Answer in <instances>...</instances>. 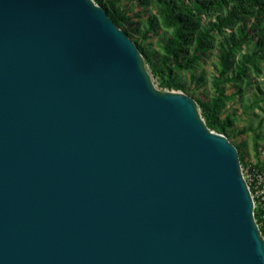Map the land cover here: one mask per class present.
<instances>
[{
	"label": "water",
	"instance_id": "1",
	"mask_svg": "<svg viewBox=\"0 0 264 264\" xmlns=\"http://www.w3.org/2000/svg\"><path fill=\"white\" fill-rule=\"evenodd\" d=\"M0 264H264L238 148L94 0H0Z\"/></svg>",
	"mask_w": 264,
	"mask_h": 264
},
{
	"label": "trees",
	"instance_id": "2",
	"mask_svg": "<svg viewBox=\"0 0 264 264\" xmlns=\"http://www.w3.org/2000/svg\"><path fill=\"white\" fill-rule=\"evenodd\" d=\"M103 6L121 29L129 19L113 0H94ZM139 5H155L157 15L148 19L149 29L157 25L166 31L162 38L163 54L153 62L148 50L135 41L154 75L167 87L187 91L175 77L178 70H191L203 62L216 47L219 75L213 80L214 92L208 103L198 102L208 128L227 136L230 117L221 119L220 111L230 99L228 86L236 88L259 72L264 61V0H137ZM251 23V24H250ZM133 39V34L124 30ZM220 39V40H218ZM251 47V51L243 52ZM242 160V159H241Z\"/></svg>",
	"mask_w": 264,
	"mask_h": 264
},
{
	"label": "rangeland",
	"instance_id": "3",
	"mask_svg": "<svg viewBox=\"0 0 264 264\" xmlns=\"http://www.w3.org/2000/svg\"><path fill=\"white\" fill-rule=\"evenodd\" d=\"M110 6L117 8L129 19L122 30L133 34L132 40L140 42L148 50L153 62L159 63L158 58L163 54L162 38L166 31L158 25L156 29H149L148 24V19L157 15V7L151 4L139 5L137 0H113ZM251 49V47L245 48L237 55V58L241 54L250 52ZM218 61L219 53L215 47L203 62L195 65L191 70L176 71L177 82L182 84L187 91L169 89L166 81L154 75L151 65L145 59L144 64L158 90L191 96L197 102L199 113L206 121L198 102L208 103L213 96V80L219 75ZM227 94L230 99L221 109L220 117L222 120L226 117L231 119L227 132L229 140L240 152L241 164L244 166L247 163L264 162V61L261 70L251 72L249 79L236 88L228 86ZM212 131L220 134L215 130Z\"/></svg>",
	"mask_w": 264,
	"mask_h": 264
},
{
	"label": "built area",
	"instance_id": "4",
	"mask_svg": "<svg viewBox=\"0 0 264 264\" xmlns=\"http://www.w3.org/2000/svg\"><path fill=\"white\" fill-rule=\"evenodd\" d=\"M243 178L254 203V216L264 240V162L241 164Z\"/></svg>",
	"mask_w": 264,
	"mask_h": 264
}]
</instances>
